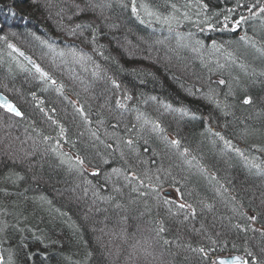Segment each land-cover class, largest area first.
<instances>
[{
	"label": "trees",
	"instance_id": "obj_1",
	"mask_svg": "<svg viewBox=\"0 0 264 264\" xmlns=\"http://www.w3.org/2000/svg\"><path fill=\"white\" fill-rule=\"evenodd\" d=\"M170 1L183 6L172 11L176 21L166 22ZM249 4L261 8L264 0H0V91L22 113L16 118L0 108V142L7 140L0 145V246L8 264L210 263L196 246L209 257L235 253L264 264V167L258 160L264 150V59L245 62L233 49L240 40L236 32L185 42L189 46L181 49L159 37L164 26L175 27L191 14L196 25H212L223 14L234 22ZM146 11L149 18V12L162 16L161 22L144 23ZM256 16L244 18L240 30L253 28L258 44L249 39L245 45L264 53L263 12ZM8 44L52 80L24 62L14 66L21 60ZM70 45L84 49L96 68L94 77L82 79L85 92L59 59ZM101 72L111 81L96 78ZM109 82L132 100L115 106L112 97L120 91L114 88L120 86ZM132 110L146 125L128 124ZM120 118L128 125L109 124ZM23 125L31 138L44 134L54 150L43 164L40 155L29 157L30 142L18 139ZM165 130L176 134L181 149L194 150L200 163L178 158ZM90 135L106 142L94 144ZM69 152L84 159L69 160ZM145 158L166 160L168 179L177 181L188 205L166 206L180 222H162L146 193L150 183L128 176V169L142 172ZM245 211L255 215L253 228ZM175 239L183 241L179 247H172Z\"/></svg>",
	"mask_w": 264,
	"mask_h": 264
},
{
	"label": "rangeland",
	"instance_id": "obj_2",
	"mask_svg": "<svg viewBox=\"0 0 264 264\" xmlns=\"http://www.w3.org/2000/svg\"><path fill=\"white\" fill-rule=\"evenodd\" d=\"M128 2V1H127ZM68 3V2H67ZM143 5V4H142ZM141 5V6H142ZM183 5H182V3H177V2H172V1H170V2H168L167 3V7H166V9L168 10V18H165L164 19V21H166V22H168L169 20H171V21H176V16H174V13L173 12H178L179 10H180V8L182 7ZM249 7H246L245 8V10H244V12L243 13H241V15L239 16V17H237L236 18V20H234V22H233V18H231V19H224V18H226L225 17V14H223V16L220 18V19H218L217 21H215L214 23H212V25H210V24H205V25H196V23H195V21L193 20L194 19V15H196V14H191V17H188V18H185L184 20H179V23L177 22H174L175 24H174V26L175 27H172L171 28V23H169V24H167L168 26H164V28H162V31H160V35L161 36H159L160 38H164V41H165V43H167L168 45H172L173 44V46H175L174 44H176L177 45V47L178 48H184V47H188L189 46V44H187V43H185V42H195L196 43V41L195 40H197V41H203V38L204 37H207V38H211V37H213V35L214 36H220V35H223V34H234L235 32L237 33V37H238V39H240V40H237L236 41V43L234 44V47H233V49L235 50L236 49V53H238L239 55H240V57L241 58H243L244 59V61L246 62H248V63H255L256 61H257V63H261V62H259L260 61V59L262 58V59H264V57H262V56H264V53L260 50V48L258 49H255L254 48V46H253V49L252 50H248V49H246V48H248L247 47V45L248 44H246L245 45V41L246 40H249L250 39V41H253L255 44H258V39H257V36H256V34H255V30L253 29V28H251V27H248V26H246L244 29H242V30H240V28H241V26H243L244 25V23H242L243 21H245L244 19L243 20H241V18H245V19H248V17H249V20H253V19H256L257 18V16L256 15H258L259 14V12H261L260 11V9L261 8H264V4H261V8H254L253 6V4H249L248 5ZM142 9H145V6H142L141 7ZM195 11H197V6H195V8H193ZM173 11V12H172ZM231 11H233V10H231ZM179 13V12H178ZM149 14H150V18H149V15H147V11H146V15H145V20H143L144 21V23H149V24H153L154 22L156 23V22H161V20H162V16H159L157 13H155V12H153V13H150L149 12ZM155 15H156V17H155ZM248 15V16H247ZM263 15H264V12H263ZM247 16V17H246ZM201 17L203 18V17H205L204 16V14L203 15H201ZM262 19H264V16L262 17ZM231 20V21H230ZM150 21H151V23H150ZM183 23H182V22ZM238 21H241L240 23H237ZM184 23H186V24H192V26H191V28H189L187 25H185ZM151 24V25H152ZM231 24V25H230ZM196 25V26H195ZM240 26V27H239ZM0 27H1V25H0ZM151 27H153V26H151ZM76 28H78V27H76ZM258 28V27H257ZM152 29V28H151ZM233 29H235V30H233ZM264 29V28H263ZM65 30H67L66 28H65ZM211 31H213V32H211ZM205 32H210L211 34H208V33H205ZM70 34H71V32H70ZM206 34V35H205ZM205 35V36H204ZM72 36H73V33L71 34V35H69L68 37L71 39L72 38ZM263 38H264V36H263ZM72 39H74V38H72ZM260 41V40H259ZM213 42V41H212ZM249 43V42H248ZM72 44V43H71ZM8 45H12L13 47H9L10 48V50L12 51V52H14L15 54H16V56H17V58H19L20 60H21V62L18 60L17 61V63H15L14 62V66H18V67H21L23 64H21L22 62H24L28 67H30L31 69H33L34 71H36L37 72V70H36V68H34L30 63H28V62H26L23 58H22V56L21 55H19L16 51H20V52H22L24 55H26L27 57H28V59H30L36 66H38L43 72H45V73H47V81H51L52 80V78H51V75L48 73V71L46 72L41 66H39V64L37 63V62H35L30 56H28L24 51H22L21 49H19V48H17L15 45H13V44H8ZM249 45H251V44H249ZM191 46V45H190ZM251 46V47H252ZM259 46V45H258ZM65 48V47H64ZM177 48V49H178ZM15 49V50H14ZM67 50H64V49H62V52H60V60H62V63L61 64H66L64 67H66V69H64L66 72H65V75L67 76V77H70L71 79H72V82H73V80H75L76 82H77V85H78V87H79V89L81 90V91H86V89H85V85L83 86V81H82V79L83 78H90L91 76H95V71H96V68L94 69V68H92L93 67V64H92V62H91V60L89 59V57H88V55H86L85 54V52H83L82 50H84V49H80V48H78L77 46H74V45H70L69 47H67L66 48ZM52 63H55V64H58V62L57 61H55L54 60V58L52 57ZM67 62V63H66ZM264 62V61H263ZM256 64V63H255ZM42 66H43V64H42ZM17 69V68H16ZM242 69V68H241ZM2 70V69H1ZM18 70V69H17ZM21 70L23 71V68H21ZM243 70V69H242ZM264 70V69H263ZM262 70V71H263ZM5 72V71H4ZM7 73H9V70H8V72ZM6 73V74H7ZM37 73H39V72H37ZM102 73V72H101ZM17 74H19V72L17 73ZM39 75H40V73H39ZM41 76V75H40ZM90 76V77H89ZM104 77L103 78V80H106L107 81V79H109V81H111L110 79H111V77H110V75L108 76L107 74L106 75H104V73H102L99 77H96V78H100V77ZM108 76V77H107ZM44 78V77H43ZM214 78H217L216 79V82L217 83H219V84H223V83H221V81H224L223 80V78H221V76L220 75H214ZM45 79V78H44ZM35 82H36V78H35V80H34ZM215 81V80H214ZM53 82V81H52ZM112 82H109V85H111V86H113V87H117V85L116 86H114L113 84H111ZM205 85V84H204ZM61 86H63V85H59V88L61 87ZM118 86H120V85H118ZM43 87V86H42ZM105 87V86H104ZM114 91H120L119 93H118V95H117V93H115L114 95H116V96H113L112 97V102H114L115 103V106H118V101H121L122 103L124 102V103H129L131 100H132V98H131V95H130V92L128 91V93L126 94V95H124V94H122V95H119L120 93H122V91H124L125 92V89L123 88V87H117V88H114ZM0 93L3 95V96H5L7 99H8V101H10L18 110H19V108L13 103V101L10 99V98H8V96H6L3 92H1L0 91ZM108 93H111V92H108ZM112 94V93H111ZM90 95V94H89ZM110 95V94H109ZM70 96V95H69ZM120 96V97H119ZM126 96V97H125ZM130 96V97H129ZM125 97V98H124ZM118 99H120V100H118ZM245 99H248L247 97L245 98L244 97V99H243V101L245 100ZM130 100V101H129ZM73 102L74 103H76V101H75V99L73 100ZM77 104V103H76ZM247 105V104H246ZM146 107V106H145ZM144 107V108H145ZM3 111V113L4 112H6V114H8V115H12L13 117H16V118H21L20 116H16V115H14V114H12V113H10V112H8L4 107H0ZM119 109L120 108H124V107H118ZM20 111V110H19ZM21 112V111H20ZM117 114L119 113L118 112V110L117 111H115ZM132 112V117L130 118V121H129V123L128 124H130L133 128H135L136 126H139V125H143V124H145V122L144 121H142L141 119H139L138 118V114H139V111L138 110H132L131 111ZM175 113H177L176 111H175ZM154 114V113H153ZM120 115V114H119ZM114 117V115L113 116H111L110 118H113ZM118 117V116H117ZM121 117V116H120ZM95 118V117H94ZM116 119V118H115ZM114 119V120H115ZM114 120H112V122H110L109 124H114V123H116L118 126H119V124L120 125H123L124 126V124H125V126H127L128 124L127 123H124L123 122V120L120 118L119 119V121H118V123L117 122H115ZM141 120V121H140ZM108 121H110V120H108ZM108 121H105L104 123L103 122H101L102 124H107L108 123ZM149 122H151V120L149 119L148 120ZM10 122V121H9ZM96 122V121H95ZM87 123V122H86ZM86 125V124H85ZM91 125L92 124H90V122H88L87 123V126L88 127H91ZM146 125V124H145ZM22 129V134H19L18 135V139H21V140H24V141H27L26 143H29L30 142V145L28 144V145H26L27 146V148L28 149H31L32 151H31V154H29V157L30 158H32L33 159V157H36L37 155H40L41 156V160L39 161L41 164H43V162H44V160H43V157H48L49 159L51 158V154L52 155H54V150L53 151H50V149L47 147V145L46 144H48L47 143V137L44 135H42V134H40V133H38L37 134V136H33L32 138H33V140H32V138L30 137V133L29 134H27V132L29 131V127L27 128L26 127V125H23V127L21 128ZM172 130V129H171ZM110 133V132H109ZM163 135H165V137L166 138H164V139H167V143L169 144V146H175V154L178 156V158H181V156L180 155H182V156H184V158H185V160L187 159V161L188 160H193L194 162H199L200 160L197 158V156H196V154H195V152H194V150L192 151H189V150H187L186 148H183V149H181L182 148V146L183 145H181L180 144V142H179V146H176V145H174L172 142L173 141H176L175 139L176 138H174L175 137V133L174 132H172V131H169V130H165L164 131V134ZM115 136V135H114ZM114 136H112V137H110L109 139L110 140H113L114 139ZM94 135H90V137H89V139H90V141H92L94 144H98V143H100V142H103V144L106 142V141H103V140H100V142L99 141H97L96 140V138L97 137H95ZM118 137V136H117ZM2 140H1V142H0V145H2L3 143L4 144H6V142H7V140L6 139H4V138H1ZM51 140V139H50ZM107 140V139H106ZM31 141H33V145H34V147L33 148H31L30 146H33L32 145V142ZM52 141V140H51ZM83 142V141H82ZM108 143V142H107ZM84 144V143H83ZM82 144V145H83ZM85 145V144H84ZM164 145H165V143H164ZM99 146H101V145H99ZM80 147V146H79ZM102 147V146H101ZM179 147V149H176V148H178ZM61 148L63 149V147L61 146ZM103 148V147H102ZM245 148V147H244ZM66 149V148H65ZM82 149L83 148H81V150L80 151H82ZM262 149V148H261ZM103 150V149H102ZM250 150H252L251 148H250ZM104 151V150H103ZM121 151V149L119 150V152ZM69 160H71V159H73V161L74 162H77L78 160H80V158L81 159H84V157H82V156H79L78 154L77 155H75V154H73L72 152H69ZM85 156V155H84ZM101 158H104V160H107V158H105V157H103V156H100ZM15 159V158H14ZM28 159V158H27ZM144 160H146V161H142V163H141V165L143 166V169H141V171L142 172H140V170L139 169H137V171H135L134 169H128V171H127V169L125 170V171H127V174H128V176L129 177H131V178H136L135 180H137L138 182H142L143 181V179H145V180H147L149 183H150V185H148L147 187H148V191H146V193H150L151 195H152V198H154V201H156V202H153V208H158L159 209V212H161V214L159 215V216H161L160 217V219H161V221L163 222V219H165L166 221L168 220V224H171L173 221L175 222V223H178V217H177V219H174L173 217H174V215L172 214V212L174 211V210H167L166 209V206H168L169 205V207L172 205V206H175V207H177V206H180L181 204H184L185 205V208H188L187 206V202L186 201H184L183 199H182V197L180 196V191L178 190V188H177V186H176V182H174L173 181V179L172 178H170V179H168V176H169V174H168V170H167V168H165L166 167V160L164 159V161H163V159L162 160H157L158 162H156V164H154L151 160H149V158H145ZM258 160H261V164H262V166L264 167V150H261V154H260V157H259V159ZM161 161V162H160ZM187 161H186V163L185 164H187L188 165V163H187ZM80 162V161H79ZM147 162V163H146ZM150 163H153V164H150ZM157 163H160V166H159V164H157ZM200 163V162H199ZM70 165H72V164H70ZM148 165V166H147ZM146 167H148V168H146ZM201 168H202V166H200ZM152 171V172H151ZM88 172H90V173H92L93 172V169H88ZM146 172H148V173H146ZM139 173V174H138ZM144 174H145V176H144ZM113 177H115V174H114V176ZM177 179V178H176ZM208 184H209V182H208ZM212 184H213V182H212ZM255 193V195H258L259 196V194L255 191L254 192ZM132 194V196H133V194H135L134 192H132L131 193ZM141 195H142V193H141ZM95 196V195H94ZM96 197V199H98L97 198V196H95ZM157 198H161V199H163V201H162V203L160 204V200H156ZM165 200V201H164ZM167 201V202H166ZM174 207V208H175ZM163 208V209H162ZM180 208V207H179ZM184 209V208H183ZM163 210H165V211H168V212H166V214H165V212L163 211ZM245 212H247L246 213V215H247V218H248V224H249V226H251V228H253L254 227V225L256 224V218L255 219H252V217H255V215H252L249 211H245ZM59 216H61V213H57ZM168 214H170L171 216H173L172 218H170L169 217V215ZM57 215V216H58ZM177 215H175V217H176ZM161 221H159L160 223H161ZM165 222V221H164ZM179 222H180V219H179ZM242 227V226H241ZM23 229H27V230H32V226H30V225H26V227L25 228H23ZM150 231H149V236L150 237H152V239H153V230L152 229H149ZM1 231H2V229H1ZM189 232H187V233H191V230L189 229L188 230ZM1 238V237H0ZM154 238H155V236H154ZM183 241L182 240H180V239H175V242L173 241V244H172V247H179V245H180V243H182ZM154 245V244H153ZM162 246H164L163 244H161ZM204 249V247H202V246H200V247H198V246H196V250L197 251H199V249ZM167 251V250H166ZM7 253V252H6ZM201 255L205 258V257H208L209 258V260H210V263H208V264H219V262H218V260L217 259H223V258H230V257H234V255H236V256H238V257H240V259H242V261H239V264H244V262L245 261H247L248 262V264H259L258 263V260H257V258H252V260L249 262L248 261V259H247V257H245L244 255V257L242 256V254H235V253H233V254H226V253H223V254H212V256H208L207 254H206V250L204 249V251L203 252H201ZM0 256H1V261H0V264H8L9 262L7 261V259H5L4 257L2 258V256H3V250H2V248H1V246H0ZM235 262V261H234ZM234 262L233 263H231V264H234ZM161 263H164L163 261L161 262Z\"/></svg>",
	"mask_w": 264,
	"mask_h": 264
},
{
	"label": "snow or ice",
	"instance_id": "obj_3",
	"mask_svg": "<svg viewBox=\"0 0 264 264\" xmlns=\"http://www.w3.org/2000/svg\"><path fill=\"white\" fill-rule=\"evenodd\" d=\"M132 11H133L134 13L137 11V9H136L135 6H133ZM260 11H261V12H264V8H261ZM243 19H244V18H241V20H243ZM237 23H240V21H238ZM233 30H235V29H233ZM9 47H13V46H12V45H9ZM14 50H15V49H14ZM36 70H37V72L40 73V75H41L42 77H44L45 79H47V73L43 72L38 66H36ZM53 83H54V81H53ZM221 83H223V81H221ZM117 86H118V85H117ZM244 103H245V104L251 103V99H250V98L245 99V100H244ZM121 106H122V105H121ZM0 107H4L8 112H10V113H12V114H14V115H16V116H22V113H21V112H20V111H19V110L13 105V104L8 103V102L6 101V99L3 100L2 102H0ZM129 143H131V141H129ZM172 143H173L174 145H176V146H179V142H178V141H173ZM80 163H82V161H81ZM98 174H99V173H97V172H93V175H98ZM166 202H167V201H166ZM179 207H180L181 209H183V208H185V205H184V204H181ZM189 207H190V206H189ZM192 215H195V213L193 212ZM252 219H255V217H252ZM237 227H239V226H237ZM160 231L162 232V231H164V229L161 227V228H160ZM165 243H167V241H165ZM199 251L203 252L204 249L201 248V249H199ZM248 255L251 256L252 254L249 252ZM239 261H240V258L237 257V259H236V261L234 262V264H239ZM219 264H227V262L224 261V260H220V261H219ZM244 264H248V262L245 261Z\"/></svg>",
	"mask_w": 264,
	"mask_h": 264
},
{
	"label": "water",
	"instance_id": "obj_4",
	"mask_svg": "<svg viewBox=\"0 0 264 264\" xmlns=\"http://www.w3.org/2000/svg\"><path fill=\"white\" fill-rule=\"evenodd\" d=\"M16 52H17L19 55H21L22 58H23L26 62L30 63L34 68H36V65H35L30 59H28V57H27L26 55H24V54H23L22 52H20L19 50L16 51ZM5 99H6V101H7L8 103L12 104L10 101H8V99H7L5 96H3V95L0 93V102H2V101L5 100ZM237 257H238V256L234 255V257L223 258V259H217V260H218V262H219L220 260H224V261L227 262V264H231V263H233L234 261H236ZM239 258H240V257H239ZM0 261H1V256H0ZM240 261H242V259H240Z\"/></svg>",
	"mask_w": 264,
	"mask_h": 264
},
{
	"label": "bare ground",
	"instance_id": "obj_5",
	"mask_svg": "<svg viewBox=\"0 0 264 264\" xmlns=\"http://www.w3.org/2000/svg\"><path fill=\"white\" fill-rule=\"evenodd\" d=\"M261 39H262V40H264V38H263V37H262ZM61 45H62V44H61ZM61 45H60V46H61ZM246 49H248V50H252V48H246Z\"/></svg>",
	"mask_w": 264,
	"mask_h": 264
}]
</instances>
